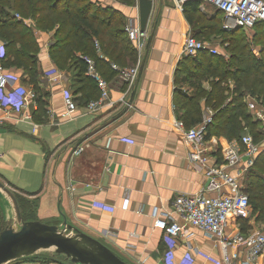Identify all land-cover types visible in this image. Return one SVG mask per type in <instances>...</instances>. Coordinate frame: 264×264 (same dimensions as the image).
<instances>
[{
	"label": "crops",
	"instance_id": "0c3cea01",
	"mask_svg": "<svg viewBox=\"0 0 264 264\" xmlns=\"http://www.w3.org/2000/svg\"><path fill=\"white\" fill-rule=\"evenodd\" d=\"M151 1L146 46L138 52L130 41L135 60L121 65L129 67L139 62L138 77L130 85L111 78L109 95L113 105L90 111L80 101L74 70L58 67L50 56L54 30H35L39 44L36 84L21 68L5 65L6 57L2 58L9 88L24 90L25 105L0 107V182L14 191L7 188L24 219L57 225L68 236L83 232L128 264H171L172 254L181 257L187 243L218 257V247L196 228L191 229L193 236L181 237L169 251L161 231L154 226L152 213L155 209H171L176 195L195 193L206 184L203 173L189 159L191 145L174 124L178 120L175 91L191 95L195 89L181 77L175 84V73L183 57L188 56L182 51L187 35L223 46L216 39L217 30L223 29V14L212 5L199 4L196 10H187L190 24L175 0ZM91 2L103 8L114 7L122 15L124 26L138 24V0ZM97 54L109 60L99 48ZM211 79H202L200 86L209 90ZM66 97L76 103L73 111H67ZM199 104L203 117L213 112L204 99ZM258 111L264 116V108L258 106ZM250 113L264 133V120ZM226 142L222 138L219 144V139L212 136L203 147L208 155L219 157V145ZM260 142L261 152L264 138ZM0 215L4 227L11 222V215H16L11 198L2 189ZM240 221L245 229L264 232V220H256L254 215ZM193 256L194 264H210L200 255ZM10 262L73 264L54 248ZM257 264H264V254Z\"/></svg>",
	"mask_w": 264,
	"mask_h": 264
},
{
	"label": "trees",
	"instance_id": "16d2710c",
	"mask_svg": "<svg viewBox=\"0 0 264 264\" xmlns=\"http://www.w3.org/2000/svg\"><path fill=\"white\" fill-rule=\"evenodd\" d=\"M120 1L129 3L132 0ZM199 4L193 0L183 4L185 18L190 24L192 18L187 10H196ZM16 13L19 18L15 16ZM263 25L264 22H258L253 28ZM36 29L54 30V40L49 46L50 56L58 67H71L74 70V80L78 85L75 92H81L79 99L85 105L96 99L100 92L94 79L86 74L87 64L83 55L93 59L96 70L108 81L116 77L111 60L119 65L135 60L134 48L124 31L123 17L112 6L103 8L91 0H0V39L5 44L4 64L21 68L34 84L39 73L36 65L39 49ZM239 30L243 28L226 31L220 27L217 30V34H223L221 41L226 44L229 53L227 59L201 50L195 56H184L180 62L181 68L175 73V84L184 79L195 89L191 95L179 89L175 91L178 95L175 107L177 119L183 121L187 128L199 124L203 119L199 102L204 99L205 106L213 111L211 121L205 126V140L216 136L219 144L222 138L227 141L240 140L245 128L256 142L264 138L259 121L253 119L246 103L248 96L264 103V30L261 29L256 38L259 44L257 49L240 37ZM97 48L103 50L110 61L100 58ZM205 78H212L209 90L200 86V81ZM243 182L250 206L264 213V150L256 157ZM242 223L245 230V223ZM3 228L0 227V230Z\"/></svg>",
	"mask_w": 264,
	"mask_h": 264
},
{
	"label": "built area",
	"instance_id": "2783aa9c",
	"mask_svg": "<svg viewBox=\"0 0 264 264\" xmlns=\"http://www.w3.org/2000/svg\"><path fill=\"white\" fill-rule=\"evenodd\" d=\"M175 1L182 9L184 0ZM193 1L212 5L220 10L223 14L222 27L226 31L235 28L251 29L256 23L264 22V0ZM15 16L20 17L17 13ZM124 31L138 52L145 48L146 33L140 31L138 24H126ZM96 46L98 47L97 43ZM201 50L224 55L211 43L192 35L185 37L182 45L184 54L195 56ZM4 54L5 44L0 39V107L20 108L25 105L24 90L9 88V77L1 63ZM82 58L87 64L86 74L94 79L100 92L96 99L86 104V108L96 111L106 105H113L109 95L110 81L99 74L92 58L86 55ZM111 67L116 72V78L128 85L132 84L139 74V62L129 67L112 63ZM65 103L68 112L76 108V103L71 97H66ZM246 103L255 118L264 120V116L258 111V106L264 108V103L249 96ZM212 113L208 111L199 124L188 128L183 121H174L186 143L191 145L189 159L197 170L203 173L206 184L195 193L176 195L169 210L155 209L152 213L154 226L161 231L162 239L171 252L181 237L185 239L194 235L192 228L200 230L205 239L213 241L219 249V255L216 257L187 243V251L181 257L172 254L171 264H194L193 253L202 256L210 264H257L258 257L264 254V232L243 230L240 220L250 215V203L243 190V181L263 147L262 142H256L245 128L240 140L228 141L220 148L219 157L208 155L203 145L206 142L205 126L211 121ZM232 169L235 170L234 174ZM173 214L182 222L175 219Z\"/></svg>",
	"mask_w": 264,
	"mask_h": 264
},
{
	"label": "water",
	"instance_id": "95a60500",
	"mask_svg": "<svg viewBox=\"0 0 264 264\" xmlns=\"http://www.w3.org/2000/svg\"><path fill=\"white\" fill-rule=\"evenodd\" d=\"M151 4V0H138V25L142 32H145ZM0 189L11 198L20 223L18 229L7 225L0 230V264L49 248H54L55 253L63 254L73 264H128L99 240L83 232L68 236L57 225L23 220L14 195L1 182Z\"/></svg>",
	"mask_w": 264,
	"mask_h": 264
},
{
	"label": "rangeland",
	"instance_id": "374dc122",
	"mask_svg": "<svg viewBox=\"0 0 264 264\" xmlns=\"http://www.w3.org/2000/svg\"><path fill=\"white\" fill-rule=\"evenodd\" d=\"M264 30V25L260 28H251V29H243V30H239L238 33L240 34V37L244 38L246 40V42H248L250 44V46L252 48H259V44L256 42V38L259 36V34L261 33L260 31ZM220 37H222L220 39ZM223 34H219L218 41L223 40ZM219 43V42H218ZM217 43V49L219 51H221L224 55H222L225 59L228 58V51L226 49V44L223 43V46L220 47ZM258 44V45H257ZM133 65V64H132ZM127 66H131V65H127ZM243 133V132H242ZM241 133V134H242ZM244 185V182H243ZM8 188V187H7ZM10 191H12V189L8 188ZM14 193V191H12ZM250 215H254L256 220H264V213H261L257 210H253L252 206H250ZM11 222H7V224H5V226L7 225H12L15 229H18L20 227V223H18L15 219V215H11L10 217ZM1 215H0V227H4V223L1 221ZM7 264H12V262H8Z\"/></svg>",
	"mask_w": 264,
	"mask_h": 264
}]
</instances>
